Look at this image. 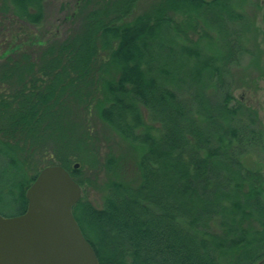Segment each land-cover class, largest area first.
Instances as JSON below:
<instances>
[{
  "label": "trees",
  "instance_id": "trees-1",
  "mask_svg": "<svg viewBox=\"0 0 264 264\" xmlns=\"http://www.w3.org/2000/svg\"><path fill=\"white\" fill-rule=\"evenodd\" d=\"M45 1L0 0V13L38 25ZM140 1L81 0L63 40L6 50L0 205L15 209L0 215L23 214L39 171L58 165L79 187L86 173L109 177L102 208H72L99 264H259L264 171L246 158L264 152V126L235 97L234 70L258 67L262 0H155L135 13ZM94 120L131 145L134 178L114 156L99 161Z\"/></svg>",
  "mask_w": 264,
  "mask_h": 264
},
{
  "label": "rangeland",
  "instance_id": "rangeland-1",
  "mask_svg": "<svg viewBox=\"0 0 264 264\" xmlns=\"http://www.w3.org/2000/svg\"><path fill=\"white\" fill-rule=\"evenodd\" d=\"M80 1L46 0L43 11L44 17L41 24L38 25H31L13 18L10 13L5 11L0 13V61L6 56L5 52L9 47L17 48L18 52H32L38 48V42L63 40L73 26L74 20L70 16L76 11V6ZM153 1L155 0H141L135 9V13L146 10ZM247 11L252 13L248 9ZM254 14L258 31L256 53L260 57V62L258 67L254 68L249 65L248 58H245L240 66L234 70L238 81H244L243 86L235 89L234 95L240 97L243 103L257 111L260 122L264 126V0ZM142 117L144 124L150 125L145 111H143ZM93 123L91 135H93V143L99 161L103 163L107 157L114 156L118 161L122 178L127 180L134 178L136 171L132 160L134 152L130 147L131 145L98 121L94 120ZM154 127L157 128V125ZM152 133L155 135L156 131L154 130ZM246 161L250 164H248L249 166H260L264 171V152H253L246 158ZM0 177L5 179L6 176L0 173ZM85 177L90 181L85 187H80V198L88 201L96 209L102 208L103 199L106 195L105 184L109 177L100 174L97 178H93L88 173L85 174ZM0 186H2L1 181ZM2 192L7 193L6 189H2ZM14 209V206L0 205V211L3 213H10Z\"/></svg>",
  "mask_w": 264,
  "mask_h": 264
},
{
  "label": "water",
  "instance_id": "water-1",
  "mask_svg": "<svg viewBox=\"0 0 264 264\" xmlns=\"http://www.w3.org/2000/svg\"><path fill=\"white\" fill-rule=\"evenodd\" d=\"M80 197L63 167L41 169L25 192L26 211L0 215V264H99L72 213Z\"/></svg>",
  "mask_w": 264,
  "mask_h": 264
}]
</instances>
